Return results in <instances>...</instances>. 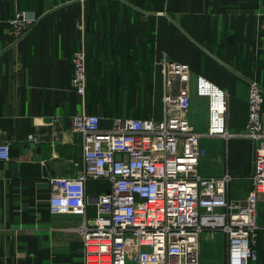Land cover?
Here are the masks:
<instances>
[{
    "label": "crops",
    "instance_id": "0c3cea01",
    "mask_svg": "<svg viewBox=\"0 0 264 264\" xmlns=\"http://www.w3.org/2000/svg\"><path fill=\"white\" fill-rule=\"evenodd\" d=\"M37 17L16 39L10 19ZM87 55L86 94L71 85L72 55ZM190 66L188 119L203 133L200 172L228 173V198L244 202L251 188L256 142L243 135L250 80L264 87V0H0V264H83V227L97 215L50 210L51 177L83 166V134L71 116L119 118L165 115L164 60ZM264 124V103H263ZM230 134L208 135L224 128ZM33 138H30V136ZM90 196L106 193L89 180ZM256 256L264 264V194L260 195ZM200 264H229L225 235L205 230Z\"/></svg>",
    "mask_w": 264,
    "mask_h": 264
},
{
    "label": "built area",
    "instance_id": "2783aa9c",
    "mask_svg": "<svg viewBox=\"0 0 264 264\" xmlns=\"http://www.w3.org/2000/svg\"><path fill=\"white\" fill-rule=\"evenodd\" d=\"M37 17L18 11L10 19L11 33L24 37ZM167 77L165 115L119 118L101 129L100 117L71 116L84 137L82 170L73 176L51 177L50 210L86 216L94 204L97 215L83 227V264H200V236L223 232L229 264L243 251V264L256 256L260 195L264 194V87L250 80L248 121L243 135L256 142L251 188L244 202L228 198L230 175L206 177L200 172L203 133L191 128L188 63L164 60ZM71 85L86 94L87 55L83 47L72 55ZM208 135L230 134L225 127ZM30 138H33L31 135ZM12 142L0 143V160H10ZM89 180H105L110 190L90 196Z\"/></svg>",
    "mask_w": 264,
    "mask_h": 264
},
{
    "label": "bare ground",
    "instance_id": "6f19581e",
    "mask_svg": "<svg viewBox=\"0 0 264 264\" xmlns=\"http://www.w3.org/2000/svg\"><path fill=\"white\" fill-rule=\"evenodd\" d=\"M243 251L240 250L236 254V264H243Z\"/></svg>",
    "mask_w": 264,
    "mask_h": 264
},
{
    "label": "rangeland",
    "instance_id": "374dc122",
    "mask_svg": "<svg viewBox=\"0 0 264 264\" xmlns=\"http://www.w3.org/2000/svg\"><path fill=\"white\" fill-rule=\"evenodd\" d=\"M219 234H221V235H225L226 236V234L225 233H223V232H219ZM250 264V263H249Z\"/></svg>",
    "mask_w": 264,
    "mask_h": 264
}]
</instances>
